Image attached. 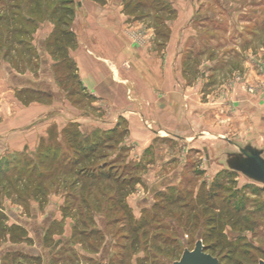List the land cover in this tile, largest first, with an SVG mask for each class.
I'll list each match as a JSON object with an SVG mask.
<instances>
[{
	"label": "rangeland",
	"instance_id": "rangeland-1",
	"mask_svg": "<svg viewBox=\"0 0 264 264\" xmlns=\"http://www.w3.org/2000/svg\"><path fill=\"white\" fill-rule=\"evenodd\" d=\"M32 1L13 0L20 9L8 12L10 21H0V107L1 101L11 103L13 90L18 99L25 88H49L51 97L34 96L49 106L47 137L50 143L61 138V151L67 149L62 131L70 120L83 133L108 130L121 121L128 134L109 158L121 154L117 166L138 183L123 187L83 180L72 186L73 178L61 176L45 198L35 199L22 183L2 190L0 210L8 223L26 225L33 239L23 244L25 251L41 256V264H173L185 248H194L201 228L205 244L219 242L220 236L207 237V219L232 200L225 211L231 213L223 215L226 239L206 251L221 264L264 259V184L228 169L221 152L230 145L218 136L264 147V0H161L168 4L162 9L151 0L136 8L141 0H133L124 10L123 41L133 48L127 67H135V77L152 75L156 84L146 92L130 85L127 95L135 104L118 116L107 106H95L96 98L62 53L44 45L56 26L54 4ZM108 3L111 9L125 8L128 0ZM10 5L11 0H0V14ZM78 11L79 6L72 29L80 26ZM12 13L34 18L22 23L16 17L29 29L16 36L25 40L23 45L13 37ZM153 65L158 72L149 71ZM20 92L23 99L29 97ZM27 156L37 162L40 153L4 154L0 176ZM162 195H174L175 201L165 203ZM234 206L243 207L249 228L238 223ZM145 216L149 223L138 229ZM0 264L5 260L0 258Z\"/></svg>",
	"mask_w": 264,
	"mask_h": 264
},
{
	"label": "trees",
	"instance_id": "trees-1",
	"mask_svg": "<svg viewBox=\"0 0 264 264\" xmlns=\"http://www.w3.org/2000/svg\"><path fill=\"white\" fill-rule=\"evenodd\" d=\"M40 1L41 0H37L38 5L41 3ZM44 1L47 2L48 0ZM132 1L133 0H128V3L125 4V11L131 6ZM148 1L149 0H141L138 4H135V7L138 8L140 5L145 6ZM151 1L152 4L155 2L158 9H162L165 5H168L164 4L161 0ZM30 2L32 3L33 1L30 0ZM51 4H54L52 16L56 19V26L44 45L47 48L53 49L52 51L54 54L59 52L62 53L63 61L72 65V68L75 70L74 75L83 85L80 76L77 73L78 68L76 61L71 56V50L78 44L77 34L72 29V20L77 6L80 5V1L51 0ZM18 7L19 3H15L11 0V5L7 7L9 8L7 12L0 14V21H10L8 12H10V10H19L20 8ZM11 15L13 20L12 34L14 39L17 40V35H26L29 33V29L20 25V20L17 21L16 17L21 19L22 23H33L34 18L30 16L29 18L23 19L21 15L16 13H12ZM24 42L25 40L23 38H18L17 40V43L21 45H23ZM32 52L34 51L32 50ZM38 90L39 89L34 90L32 87L25 88L20 91L25 92L29 97L23 99L20 91L17 92V96L24 103L28 104L32 101H38L34 95L40 96L41 94H47L49 97L53 95L52 92L49 91V88H44L43 92ZM62 133L65 137V143L67 144L66 151L60 150V147L63 145L61 138L57 137L56 139H53V143H50L49 141L52 140L51 136L43 137L37 148V153H40V156L38 157L39 160L34 162L30 156H27L23 161H18V163L12 164V167L6 170V175L3 174L0 176V192L2 190H11L15 185L22 183L24 189H30L29 191H32V197L35 199L45 198L49 188L51 186L53 187L54 183L57 182L61 176H64L65 178H73L72 186L80 184L83 180L99 182L106 180L123 187L124 184L134 187L135 184L138 183V178H135L132 174L126 175L124 170L121 171L117 166L119 160L123 157L121 154L114 159L109 158L110 152L116 149L128 134V128H121V121L115 127L108 130L94 133H83L79 127V123L70 120L64 127ZM117 189L116 191H118ZM162 197L163 202L165 203L167 200H169V202L175 201L174 195L169 197L162 195ZM224 204L225 205L220 207L219 212L213 213V215L207 219L206 226L209 228V230H207V237L209 240L216 236H220L218 239L220 242L227 237L223 232V215H229L231 213V211L229 213L228 211H225L227 210L226 206L230 208L232 200L226 201ZM159 206V202L155 203L153 210L158 209ZM124 207L128 208L126 205H124ZM212 208H214V206ZM233 209L238 212V215L236 214L238 223L245 224L248 222L247 218L245 217L247 220L245 221L244 216L242 215L244 213L242 206H234ZM153 217L155 216L153 215ZM149 221L150 217L145 216L140 220L138 229L145 227ZM247 225L248 224H245V227L249 228ZM204 231V228H201L199 231V238H202L203 242H205L203 236ZM3 242L10 243L0 251V258L5 260L6 264H25V261H32L41 264V256L29 254L23 247L24 243L33 242V239L29 235L28 227L24 224L18 223L9 224L7 214L3 210H0V247L4 244ZM41 242L46 244V237L43 238ZM219 242L214 244L204 243L205 249L216 250L220 246Z\"/></svg>",
	"mask_w": 264,
	"mask_h": 264
},
{
	"label": "crops",
	"instance_id": "crops-1",
	"mask_svg": "<svg viewBox=\"0 0 264 264\" xmlns=\"http://www.w3.org/2000/svg\"><path fill=\"white\" fill-rule=\"evenodd\" d=\"M79 1L77 21L80 26L75 29L73 27L78 44L71 50V56L77 64V73L89 94L96 98L93 102L95 106H107L114 116L125 114V111L129 112L128 106L135 104L127 95L130 85L133 87L137 84L140 92H146L153 89L156 81L149 78L152 75L147 73L139 75V70V76L135 77V67H127L133 48L129 50L123 41L126 32L124 22L127 19L123 6L118 4L116 9H111L107 4L111 0H106L104 4L97 0ZM107 11H112L114 18ZM167 62L172 65L170 61ZM156 67L149 66V71L158 72ZM143 74L146 79H143ZM12 93L10 104L1 101L0 157L25 149H37L41 139L48 134L49 106L39 101L26 104L17 99L14 90ZM12 107L15 109L9 115L7 111ZM130 113L134 112L130 110Z\"/></svg>",
	"mask_w": 264,
	"mask_h": 264
},
{
	"label": "water",
	"instance_id": "water-1",
	"mask_svg": "<svg viewBox=\"0 0 264 264\" xmlns=\"http://www.w3.org/2000/svg\"><path fill=\"white\" fill-rule=\"evenodd\" d=\"M216 135V134H215ZM225 139L230 148L221 152L225 156V163L230 170L240 171L250 180L264 184V147H259L251 142L240 143L224 135H218ZM173 264H221L218 257L205 249L202 238H199L193 249L185 248L180 259ZM257 264H264L260 259Z\"/></svg>",
	"mask_w": 264,
	"mask_h": 264
}]
</instances>
